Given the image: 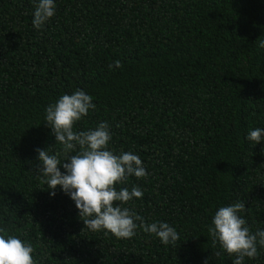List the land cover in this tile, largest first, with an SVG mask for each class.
I'll return each instance as SVG.
<instances>
[{
	"label": "trees",
	"instance_id": "16d2710c",
	"mask_svg": "<svg viewBox=\"0 0 264 264\" xmlns=\"http://www.w3.org/2000/svg\"><path fill=\"white\" fill-rule=\"evenodd\" d=\"M35 2L0 0V228L38 264H233L208 228L241 201L250 231L264 230V140L246 139L264 128V0H54L40 29ZM77 89L96 109L74 130L107 121L109 149L141 158L148 176L117 189L143 196L122 206L176 228L175 246L90 231L36 179V150L62 148L45 109ZM257 249L243 264H264Z\"/></svg>",
	"mask_w": 264,
	"mask_h": 264
},
{
	"label": "clouds",
	"instance_id": "9594fccd",
	"mask_svg": "<svg viewBox=\"0 0 264 264\" xmlns=\"http://www.w3.org/2000/svg\"><path fill=\"white\" fill-rule=\"evenodd\" d=\"M55 8L54 0H36L33 26L42 28L55 15ZM259 46L264 48V41ZM116 66H120L119 61H116ZM92 100L90 95L77 89L46 107L45 123L51 129L55 143L62 148L55 154H49L47 149L36 150L40 162L35 169L36 179L46 184L52 196L57 186L68 194L75 202L79 218L90 231H103L105 235L110 233L117 239H130L139 228L154 234L163 245L175 246L180 238L176 228L167 222L148 224L135 211L122 206L143 196L138 186H133L131 190L127 187L117 189V185L127 184L130 176L137 179L148 176L141 158L132 152L114 154L109 149L112 133L107 121L87 131L74 130L77 122L87 117L90 110L96 109ZM246 139L254 145L260 143L264 140V128L251 130ZM60 166L65 169L64 172H61ZM245 210V203L241 201L220 207L208 228L213 244L218 243L223 252L235 256L233 264H243L246 257L256 258L257 245L264 247V230L250 231L240 215ZM0 233H4L0 235V264H38L33 258L35 249L31 243L8 235L4 228H0ZM216 255L219 256L220 252Z\"/></svg>",
	"mask_w": 264,
	"mask_h": 264
}]
</instances>
